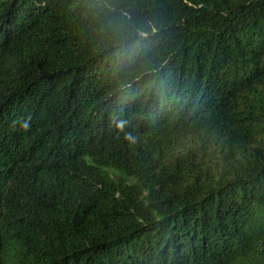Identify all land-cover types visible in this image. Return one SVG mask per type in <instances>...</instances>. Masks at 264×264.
Listing matches in <instances>:
<instances>
[{"label":"trees","instance_id":"obj_1","mask_svg":"<svg viewBox=\"0 0 264 264\" xmlns=\"http://www.w3.org/2000/svg\"><path fill=\"white\" fill-rule=\"evenodd\" d=\"M0 264H264V0H0Z\"/></svg>","mask_w":264,"mask_h":264},{"label":"clouds","instance_id":"obj_2","mask_svg":"<svg viewBox=\"0 0 264 264\" xmlns=\"http://www.w3.org/2000/svg\"><path fill=\"white\" fill-rule=\"evenodd\" d=\"M129 54H130V52H129ZM25 127H27V125H25Z\"/></svg>","mask_w":264,"mask_h":264}]
</instances>
